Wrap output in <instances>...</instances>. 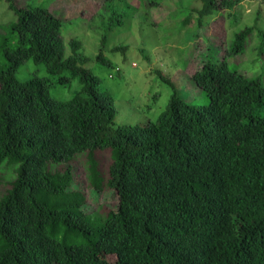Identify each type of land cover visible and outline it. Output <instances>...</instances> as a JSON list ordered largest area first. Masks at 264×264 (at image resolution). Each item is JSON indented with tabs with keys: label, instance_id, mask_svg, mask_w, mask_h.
Instances as JSON below:
<instances>
[{
	"label": "trees",
	"instance_id": "1",
	"mask_svg": "<svg viewBox=\"0 0 264 264\" xmlns=\"http://www.w3.org/2000/svg\"><path fill=\"white\" fill-rule=\"evenodd\" d=\"M112 1H105L109 27L97 62L115 73L104 54L108 33L132 11ZM135 1L140 9L163 0ZM197 1L201 28L243 0ZM8 3L16 47L5 45L0 64V164L16 168L0 196V264H264V72L250 75L230 62L255 31L264 56V31L236 32L221 60L205 55L189 80L205 94L202 104L159 72L173 91L167 110L156 122L114 127L116 99L89 68L83 43H66L63 20L50 8ZM29 60L50 77L19 80ZM75 80L82 90L73 99L51 96L53 84ZM105 152L107 170L98 158ZM80 156L89 186L118 194L116 211H84L85 193L71 189Z\"/></svg>",
	"mask_w": 264,
	"mask_h": 264
},
{
	"label": "rangeland",
	"instance_id": "2",
	"mask_svg": "<svg viewBox=\"0 0 264 264\" xmlns=\"http://www.w3.org/2000/svg\"><path fill=\"white\" fill-rule=\"evenodd\" d=\"M105 1L16 0V3L19 7L43 5L50 8L63 20L66 43L73 39L83 43V52L91 59L89 68L100 77L103 89L109 90L116 99L118 116L114 127L156 122L167 110L173 91L163 82L159 72L176 85L188 102L202 104L205 94L189 80L205 55L221 60L236 32L253 26L264 31V0H243L233 12L215 11L211 17L205 18L201 28L198 27V19L202 4L197 0H163L158 8L146 3L140 9V3H134V0H113L111 3L121 11H132L122 27L108 33L109 41L104 48V54L111 60L116 72L121 71L119 75L97 62L103 48L102 38L109 27L110 14L105 11ZM189 16L192 20L183 27V19ZM15 19L8 0H0V64L4 62L5 45L16 47L15 43H9ZM121 45L128 46L127 51H112ZM259 45L260 39L255 31L248 40L246 52L232 58L231 66L234 67L237 61L241 71L250 75L264 72V56H259ZM70 54L68 46L67 55ZM16 76L21 81L35 76L50 77L45 65L34 60L23 64ZM81 90L82 85L75 80L68 86L53 84L50 94L57 100L69 101ZM98 158L107 170L111 163L110 153H100ZM8 163L0 164V196L6 189L5 185L14 178L16 166H9ZM71 189L85 193L87 204L84 211L87 214L94 215L102 207L105 212L118 209L119 197L115 191L98 192L89 186L85 156L74 162Z\"/></svg>",
	"mask_w": 264,
	"mask_h": 264
}]
</instances>
